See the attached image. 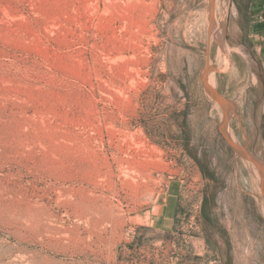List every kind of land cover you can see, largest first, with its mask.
Here are the masks:
<instances>
[{
	"label": "rangeland",
	"instance_id": "1",
	"mask_svg": "<svg viewBox=\"0 0 264 264\" xmlns=\"http://www.w3.org/2000/svg\"><path fill=\"white\" fill-rule=\"evenodd\" d=\"M259 4L0 0V264H264Z\"/></svg>",
	"mask_w": 264,
	"mask_h": 264
},
{
	"label": "built area",
	"instance_id": "2",
	"mask_svg": "<svg viewBox=\"0 0 264 264\" xmlns=\"http://www.w3.org/2000/svg\"><path fill=\"white\" fill-rule=\"evenodd\" d=\"M259 6L254 13V23L259 26V33L257 32L256 38L260 40V47L264 49V0H259ZM264 54V51H263ZM264 65V63H263Z\"/></svg>",
	"mask_w": 264,
	"mask_h": 264
},
{
	"label": "crops",
	"instance_id": "3",
	"mask_svg": "<svg viewBox=\"0 0 264 264\" xmlns=\"http://www.w3.org/2000/svg\"><path fill=\"white\" fill-rule=\"evenodd\" d=\"M173 214V209L170 206H166L165 207V215L166 218H169L171 215Z\"/></svg>",
	"mask_w": 264,
	"mask_h": 264
},
{
	"label": "water",
	"instance_id": "4",
	"mask_svg": "<svg viewBox=\"0 0 264 264\" xmlns=\"http://www.w3.org/2000/svg\"><path fill=\"white\" fill-rule=\"evenodd\" d=\"M210 91H211L212 93L215 94V96L217 97V99H218L219 101H223V100L221 99V97H220L216 92H214V91L211 90V89H210Z\"/></svg>",
	"mask_w": 264,
	"mask_h": 264
}]
</instances>
